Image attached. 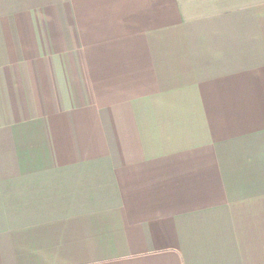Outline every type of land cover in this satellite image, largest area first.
I'll return each instance as SVG.
<instances>
[{
    "label": "crops",
    "instance_id": "0c3cea01",
    "mask_svg": "<svg viewBox=\"0 0 264 264\" xmlns=\"http://www.w3.org/2000/svg\"><path fill=\"white\" fill-rule=\"evenodd\" d=\"M0 264H264V0H0Z\"/></svg>",
    "mask_w": 264,
    "mask_h": 264
}]
</instances>
